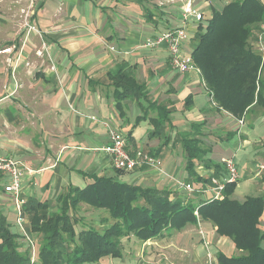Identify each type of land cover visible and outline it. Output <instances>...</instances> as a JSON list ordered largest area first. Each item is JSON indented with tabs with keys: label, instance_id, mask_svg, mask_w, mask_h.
<instances>
[{
	"label": "crops",
	"instance_id": "crops-1",
	"mask_svg": "<svg viewBox=\"0 0 264 264\" xmlns=\"http://www.w3.org/2000/svg\"><path fill=\"white\" fill-rule=\"evenodd\" d=\"M6 1L26 14L29 0ZM183 2L36 0L29 8L28 22L41 35L29 32L23 43L26 28L18 22L12 36L16 48L0 54V75L5 74L0 77V113L9 121L0 120V152L34 170L22 181L21 200H53L64 185L86 186L89 174H115L110 156L97 149L109 142L98 119L123 133L128 153L147 152L161 159V170L144 166L133 171L137 184L148 180V186L181 192L171 178L195 182L185 165L187 137L197 138L204 161L219 162L221 169L224 160L237 154L254 151L264 157L261 111L246 112L240 125L213 101L198 71L179 72L168 63L164 44L140 46L182 23ZM194 2L200 12L209 5ZM193 38L183 42V52L191 54ZM117 72L133 78L143 94L118 96L115 87L120 85L110 78ZM157 117L163 120L159 127L151 119ZM204 161L195 162V170L206 176L214 167ZM241 172L240 179L252 177ZM119 177L114 179L126 181ZM120 240L121 256L103 255L84 264H217L219 251L227 256L244 253L230 237L217 234L213 223L199 218L146 241L132 235Z\"/></svg>",
	"mask_w": 264,
	"mask_h": 264
},
{
	"label": "trees",
	"instance_id": "trees-1",
	"mask_svg": "<svg viewBox=\"0 0 264 264\" xmlns=\"http://www.w3.org/2000/svg\"><path fill=\"white\" fill-rule=\"evenodd\" d=\"M210 6L211 11L202 12L199 20L187 19L188 37L197 41L190 54L192 61L217 106L237 119L253 110L264 114V65L255 47L257 34L264 24V1L227 0L220 10ZM190 22L194 25L192 33L188 28ZM110 78L120 85L115 87L118 96L140 97L143 94L128 75L117 72ZM164 114L168 115V109ZM160 118H151L156 127L163 123ZM184 151L186 169L195 183L210 182L211 176L224 175L225 167L221 169L219 162L212 163L211 174L197 173L195 162L204 161L205 155L197 138H184ZM204 163L207 165L206 161ZM220 169L223 171L219 174ZM133 170L116 168L114 175L89 174L91 181L86 186L68 184L57 193L54 202L26 199L21 209L23 214H30L28 227L42 235L37 244L40 264H84L96 262L103 255L118 257L121 256L120 239L124 236L132 235L146 241L160 237L169 229L197 223L198 218L209 220L216 226L217 234L230 237L235 246L244 251L234 256L219 251L217 264H264L263 195H249L239 201L231 196L237 183L233 181L226 184L222 199L209 196L192 204L176 189L143 186L119 179ZM115 176L119 178L114 179ZM79 202L106 210L112 222L102 229L87 226L75 230L74 224L80 221L75 214ZM51 205L53 209H49ZM195 209L199 216L195 215ZM21 236L9 230L5 219L0 217V264H29V255L21 252L17 240Z\"/></svg>",
	"mask_w": 264,
	"mask_h": 264
},
{
	"label": "built area",
	"instance_id": "built-area-1",
	"mask_svg": "<svg viewBox=\"0 0 264 264\" xmlns=\"http://www.w3.org/2000/svg\"><path fill=\"white\" fill-rule=\"evenodd\" d=\"M33 1L34 0H31V4ZM192 1L193 0H185L181 15L182 23L180 25L169 28L168 30L163 31L154 37H148L140 44V46L143 47H154L156 45L164 44L165 49L168 51V63L179 72L189 71L192 69H195L199 72L197 66L191 59V55L185 51L183 52L182 49L183 42L187 40L189 36L186 31V24L188 21L187 19L191 17L195 20H199L202 16V12L192 5ZM28 17L29 13H26L24 25L27 27L28 32L31 30L37 31L38 28H36L34 25H31L27 21ZM255 46L258 47L260 52L261 65H264V24L257 34ZM14 47L15 46L12 45L8 48L1 49L0 53H9L14 49ZM110 49H114V47L111 46ZM237 120H239L240 125L243 124V118ZM97 122L104 124L109 139L107 144L97 149H100L110 156L111 163L114 168L125 171L135 168H142L144 166L160 170L162 169L160 158H157L147 152H138L136 155L128 153L126 150V140L124 135L116 126L102 119H98ZM223 164L225 167L224 175L217 177L211 176L209 178L210 182H185L184 180H179L174 177L171 179L175 181L177 188L183 189L186 192H199V194L202 195L209 193L211 194L209 196H211L213 199H222L225 195L223 190L226 184L232 183L233 181L237 182L240 179L237 164H235L232 158L224 160ZM33 171L34 170L26 165L23 160L13 156H6L0 152V191L10 195L12 200L15 202L17 209L16 222L18 229H20V232L25 237L27 243L31 245L29 264H33L36 261L37 249L35 247L36 243L31 240L30 235H28V232L23 226L25 222V216L22 213L21 207L24 201L21 200L20 193L22 190V181L24 177L27 174H31ZM194 212L196 216H199L197 209H195Z\"/></svg>",
	"mask_w": 264,
	"mask_h": 264
},
{
	"label": "rangeland",
	"instance_id": "rangeland-1",
	"mask_svg": "<svg viewBox=\"0 0 264 264\" xmlns=\"http://www.w3.org/2000/svg\"><path fill=\"white\" fill-rule=\"evenodd\" d=\"M35 1H33V3L31 4V0H29L28 3V8L26 9L25 13H29V8H31L33 5H35ZM182 1L183 4L185 3V0H176L173 2H178L180 5H182ZM195 0L192 1V5L195 6ZM227 0H203V2L205 4L209 5L205 8L206 12H210L212 7L210 6V4H212L215 8H217L218 10H220L224 3H226ZM264 1V0H263ZM6 0H0V50L4 49V48H8L9 46L14 45L16 48L17 43L15 42V40L12 38L13 33H14V29L15 26L18 22L23 23L24 25V21L26 20L24 13L21 11H18V6H13V4H9L8 2L6 3ZM177 3V4H178ZM210 13H208L209 15ZM23 15H24V20L23 19ZM28 21V18H27ZM205 22V20L203 21ZM36 27V26H35ZM26 28V34L23 38V43H25L27 41V37L29 32H35L39 35H41V30L38 28L37 31L31 30L28 32L27 27ZM33 34V33H32ZM31 36H34V34ZM11 42H8V41ZM197 41L191 40V46L194 47ZM22 43V44H23ZM41 44L44 45V41H41ZM254 46V45H253ZM256 47V46H255ZM2 54V53H0ZM11 58V57H9ZM0 62H4V61H0ZM6 64V62H5ZM262 73H260L261 75ZM5 74H1L0 77H3ZM5 77V76H4ZM0 120L6 121L9 123V121L6 120L5 115L0 113ZM100 124H102L101 122H98ZM102 126H104V124H102ZM100 152H103L101 150H99V154ZM104 153V152H103ZM254 151H251V155L249 156H245L241 154H237L235 156H233L234 162L235 164H237L238 167V171H242L241 174L243 175V173H246V171L250 174L252 173V177L250 178H246V179H239L232 191V197L237 198L239 201L244 200L245 198H247V196H264V157H259L257 155L254 154ZM207 164L212 165L214 167V165L212 164V162H210V160L208 159L206 161ZM249 163V164H248ZM112 164V163H111ZM111 168L113 169V165H111ZM259 168V169H258ZM138 169V168H137ZM258 169V170H257ZM136 170V169H134ZM133 170V171H134ZM255 170V171H254ZM257 170V171H256ZM133 171L129 172V173H124L123 175H121V178L126 179L127 182H134L136 183L135 176L136 174H132ZM115 173V170H114ZM189 179L193 180V177H188ZM187 178V179H188ZM175 182V181H174ZM148 183H150V181L148 180H144L143 183H141V185H147ZM176 184V183H175ZM30 184L26 185V188L28 189L30 186ZM32 185H34L32 183ZM65 187V185L63 186ZM30 190H32V188H29ZM181 193H183V195L187 198H189V200L191 201L192 204H196L200 201L203 200V198L208 197L211 194H199V192H186L185 190L181 189ZM243 198V199H242ZM55 199L53 200H49L50 202H54ZM77 211L75 212V214L77 216H79V222L75 223L73 227H75V230H79L81 228H86L87 226H94L98 229H102L107 223L112 222V219L109 217V213L104 210H97L95 208H93L92 206H90L89 204L83 203V202H79L78 206H77ZM54 206L51 205L49 209H53ZM29 215L30 214H24L25 216V222L23 224L24 228L26 229V231L28 232V235H30L31 240L36 243L35 247L36 249L38 248L37 244L39 245L40 243V237H42V235L39 236V234H36V232L34 231H30L29 227H28V223H29ZM0 217L2 219H5L7 225H8V229L11 231H17L19 233L20 229H18L17 226V222H16V217H17V209H16V205L14 200H12V197L8 194H4L0 191ZM22 234V233H21ZM18 243L21 244L20 249L21 252H27L28 255L30 253L31 250V245L27 243V241L25 240V237L21 236V238L19 237L18 239ZM124 246H127V241L124 240ZM206 252V251H205ZM209 253V252H208ZM133 258L136 259L137 254L135 253V251H133V253L131 254ZM211 255H213L212 253L210 255H206L207 256V260H209V258L211 257ZM36 261L33 264H40V258H38V255L36 257ZM113 261L118 262V259H114ZM30 262V259H29Z\"/></svg>",
	"mask_w": 264,
	"mask_h": 264
}]
</instances>
